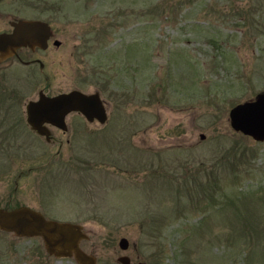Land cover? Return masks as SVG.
<instances>
[{"label": "rangeland", "instance_id": "374dc122", "mask_svg": "<svg viewBox=\"0 0 264 264\" xmlns=\"http://www.w3.org/2000/svg\"><path fill=\"white\" fill-rule=\"evenodd\" d=\"M20 17L47 20L61 42L32 53L43 66L30 63L29 77L15 57L0 62V205L28 142L29 166L81 159L46 180L45 211L83 225L97 264H264V140L229 117L264 91V0H0V27ZM41 88L97 89L108 119L57 131L58 155L57 142L12 134L18 118L5 112ZM13 202L40 207L31 188ZM0 264L78 263L0 229Z\"/></svg>", "mask_w": 264, "mask_h": 264}, {"label": "water", "instance_id": "95a60500", "mask_svg": "<svg viewBox=\"0 0 264 264\" xmlns=\"http://www.w3.org/2000/svg\"><path fill=\"white\" fill-rule=\"evenodd\" d=\"M10 23L11 30L0 31V62L15 54L21 46L47 47L48 38L53 34L50 23L41 18L20 17ZM60 42V39L55 38V44ZM25 110L30 126L47 139L49 129L45 122L65 129L64 118L69 111H81L88 120L104 122L107 118L104 100L97 89L84 91L71 88L48 94L41 88L37 98L26 101ZM229 117L233 129L256 140H264V91L234 104L229 110ZM201 137H204L203 133ZM0 229L18 236H39L45 250L57 257L73 256L78 264H97L96 256L81 246V241L89 235L80 222L49 218L39 209L21 204L13 207L0 206ZM118 244L125 249L129 240L126 236H121ZM117 259L122 264L130 263L126 254L119 255ZM136 264L145 263L138 261Z\"/></svg>", "mask_w": 264, "mask_h": 264}, {"label": "flooded vegetation", "instance_id": "af4514ba", "mask_svg": "<svg viewBox=\"0 0 264 264\" xmlns=\"http://www.w3.org/2000/svg\"><path fill=\"white\" fill-rule=\"evenodd\" d=\"M18 19V18H16ZM13 19L10 20V22ZM12 26L10 23V27H0V31H9L11 30ZM51 37V36H50ZM48 38L49 42L51 40V38ZM55 38H53L51 41L52 43H54ZM55 44V43H54ZM56 46H59V44H55ZM48 47V45H47ZM45 48H41L39 46L36 47H30V46H21L19 48H17V52L9 57H15L18 61L22 62L24 65H26L28 67V77H29V64L32 62H36L39 65V68L42 69L41 67L43 66V61L41 60L40 57L38 56H32V53L36 50V49H46ZM9 57H7L6 59L2 60L5 61L7 60ZM1 61V62H2ZM105 103V101H104ZM106 106V105H105ZM107 109V108H106ZM6 114L3 116V118H18V121L13 119L12 122L13 124L11 125V129L14 130V132L12 134H16L17 131H23L26 134H31V133H36L39 137H43L45 141H47L48 143H58V149L56 150V154L58 155L59 150L62 147L63 144V140L59 137L56 136L57 131L66 133V132H71V133H79L82 132L88 128V125H86L85 123H91V122H100L97 119L94 120H88L85 115L78 110H72L69 111L66 115H65V124H66V128L63 129L61 127H58L52 123L49 122H45V125H47L48 129H49V139L46 138L45 135L38 133L35 129H33L30 124L27 122L26 120V110L24 109V111H14L12 114L8 115L9 112H5ZM108 119V112H107V118L104 122H106ZM6 120V119H4ZM104 122H100V123H104ZM16 123L18 125H16ZM93 131V130H91ZM12 136V135H11ZM68 141V139H67ZM10 142V141H9ZM7 141V143H3V149H9L11 143H9ZM25 149L27 150V157H26V162H27V167L26 170L21 169L18 174L16 179H14V183L13 186L11 188V191H9L8 193V198L7 201L5 202V204H2L0 206H4V207H13V206H17V205H21V204H26L29 206H32L36 209H39L46 217L49 218H55V219H59V220H67V219H60L57 217H52L46 214L45 209H47V202H48V198H50V196H46V194L48 193V191L46 190V180L47 179H55L56 176L60 177L61 175L64 174H60L59 172L61 170H69L72 168V164L71 162H75V161H81V159H74L72 158L73 161H69V160H63L61 158L55 157V158H48V159H40L35 160L34 159V164L29 166V143L27 142L25 144ZM15 159H12L11 161H13ZM36 161V162H35ZM69 161V162H67ZM78 170H80V167H77ZM33 173V183L29 182V175ZM23 177L26 178V180L23 182H20L19 180H21ZM29 188L34 189L35 192L38 194V199L40 200L39 202V206L40 207H35L33 205H31L29 202H18V203H14L13 201L16 199V194L18 191H24L26 190V192H28L29 195ZM28 201H29V196L27 197ZM72 221V220H69Z\"/></svg>", "mask_w": 264, "mask_h": 264}]
</instances>
